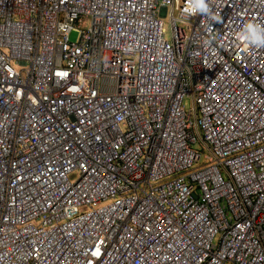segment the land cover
Segmentation results:
<instances>
[{"label": "built area", "instance_id": "2783aa9c", "mask_svg": "<svg viewBox=\"0 0 264 264\" xmlns=\"http://www.w3.org/2000/svg\"><path fill=\"white\" fill-rule=\"evenodd\" d=\"M192 2L0 0V264H264V0Z\"/></svg>", "mask_w": 264, "mask_h": 264}, {"label": "clouds", "instance_id": "9594fccd", "mask_svg": "<svg viewBox=\"0 0 264 264\" xmlns=\"http://www.w3.org/2000/svg\"><path fill=\"white\" fill-rule=\"evenodd\" d=\"M188 11H200L206 13L208 9L204 0H193V2L188 5ZM236 35L241 41H246L257 47L264 46V28L253 22L245 23Z\"/></svg>", "mask_w": 264, "mask_h": 264}, {"label": "rangeland", "instance_id": "374dc122", "mask_svg": "<svg viewBox=\"0 0 264 264\" xmlns=\"http://www.w3.org/2000/svg\"><path fill=\"white\" fill-rule=\"evenodd\" d=\"M162 20L164 21V29H165V37L167 40L171 41L172 40V35H171V18H170V13H167L166 15H162ZM90 25L89 20H85L83 23V27L86 28ZM78 37V32L73 31L70 35L71 41H76ZM192 99L191 97H186L183 101L184 108L188 110L191 107ZM203 162V160L201 161ZM200 162V163H201ZM79 177V171H74L70 174V179L72 181H75ZM86 207H82L81 209H85ZM218 237L215 238V242L217 243Z\"/></svg>", "mask_w": 264, "mask_h": 264}]
</instances>
